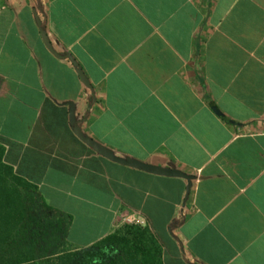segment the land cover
Wrapping results in <instances>:
<instances>
[{"label": "crops", "instance_id": "obj_1", "mask_svg": "<svg viewBox=\"0 0 264 264\" xmlns=\"http://www.w3.org/2000/svg\"><path fill=\"white\" fill-rule=\"evenodd\" d=\"M0 147L74 249L129 223L162 264H264V0H0Z\"/></svg>", "mask_w": 264, "mask_h": 264}, {"label": "trees", "instance_id": "obj_2", "mask_svg": "<svg viewBox=\"0 0 264 264\" xmlns=\"http://www.w3.org/2000/svg\"><path fill=\"white\" fill-rule=\"evenodd\" d=\"M0 147V264H71L76 253L50 249L67 242V218L44 203L37 190L3 162ZM84 264H162L149 232L126 223L85 248ZM82 263V264H83Z\"/></svg>", "mask_w": 264, "mask_h": 264}, {"label": "water", "instance_id": "obj_3", "mask_svg": "<svg viewBox=\"0 0 264 264\" xmlns=\"http://www.w3.org/2000/svg\"><path fill=\"white\" fill-rule=\"evenodd\" d=\"M35 20H36V24L39 28V32H40L42 41H43L44 45L46 46V48L50 51V53H52L55 57H58V58L66 57L67 59H69L72 62V64L76 67V73H77L79 79L81 80V82L85 86L89 87L90 85H89V82L87 80V77L82 72V70L77 65V63L74 61V59L68 54L63 55V54L57 53L53 49L45 30L41 27V23H40L37 16H35ZM67 105L69 107V121H70V125L72 126L74 135L80 141H82L85 145H87L90 149H92L95 153H97L98 155L104 157L105 159H107L109 161L130 167L133 169H138V170L148 172L151 174H155V175H159V176L177 177V178L185 179L187 181L185 199L188 198V195H189L191 187H192V182L194 180V177L192 175H188V174L183 173L177 169L156 167V166H152V165H149L146 163H142V162L137 161L135 159L123 158V157H119V156L115 155V153L111 149H109L108 147L98 143L97 141L91 139L90 137H88L84 134L81 127L78 125V123L76 121L75 107H74L73 103L69 102V103H67ZM215 113L219 114L217 109H215Z\"/></svg>", "mask_w": 264, "mask_h": 264}, {"label": "rangeland", "instance_id": "obj_4", "mask_svg": "<svg viewBox=\"0 0 264 264\" xmlns=\"http://www.w3.org/2000/svg\"><path fill=\"white\" fill-rule=\"evenodd\" d=\"M51 251H55L58 253H76L77 257L75 258V260L71 263V264H82L83 260H82V256L86 255V254H92L93 250L88 251V249H74L73 247H71L67 242H63L61 241V243H59V245L53 247L50 249ZM54 260V257H51ZM45 259L41 262L45 263L47 261H50V259ZM84 264V263H83Z\"/></svg>", "mask_w": 264, "mask_h": 264}]
</instances>
